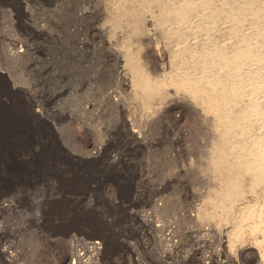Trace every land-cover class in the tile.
Masks as SVG:
<instances>
[{"label": "rangeland", "instance_id": "rangeland-1", "mask_svg": "<svg viewBox=\"0 0 264 264\" xmlns=\"http://www.w3.org/2000/svg\"><path fill=\"white\" fill-rule=\"evenodd\" d=\"M107 1L0 0V264H200L220 249L202 247L210 233L187 216L198 194L217 189L206 167L215 133L188 100L168 92L172 102L158 114L144 92L123 88L103 42L165 85L170 46L135 45L124 27L111 28L115 0ZM14 84L30 90L34 110L56 129L38 173L39 150L19 147L21 133L8 126ZM112 90L128 115L106 104ZM253 131L264 134V122ZM247 258L238 264H261Z\"/></svg>", "mask_w": 264, "mask_h": 264}, {"label": "bare ground", "instance_id": "bare-ground-1", "mask_svg": "<svg viewBox=\"0 0 264 264\" xmlns=\"http://www.w3.org/2000/svg\"><path fill=\"white\" fill-rule=\"evenodd\" d=\"M109 4L111 28L124 27L135 45L139 41L147 47L160 42L170 46L167 61L173 70L168 79L166 74L170 71L165 73V85L160 79L163 75H158L161 81L155 83L144 75L131 53L132 57L123 55L112 41L103 42L108 62L116 65L123 88L144 92L151 106H157L158 114L172 102L164 96L168 92L175 99L188 100L215 133L216 140L210 144L212 156L206 164L208 170L204 167L216 181L217 189L204 195L200 192L198 200L192 203L194 215H187L197 225V231L210 233V240L205 235L196 239L202 247L215 243L220 247L208 256L203 255L200 264H238L247 256H251L250 262L258 257L264 264V134L253 131L264 122V0H115L112 6ZM89 14L82 11L79 15ZM104 33L105 29L99 32L101 41ZM18 53L21 55L22 51ZM129 72L131 79L127 77ZM19 86L12 85L9 93L12 104L8 126L21 133L14 138L19 147L39 150L32 165L38 173L45 165L37 161H50V147L54 146L53 141L57 143L56 129L48 117L34 110L28 96L30 90ZM115 91L106 94V104L120 110L121 115H128L125 106L114 99ZM175 103L172 110L182 111L183 106ZM85 109L90 110L91 105H85ZM124 122L129 128L135 127L133 120ZM15 167L19 170L17 164ZM247 239L252 244L244 245Z\"/></svg>", "mask_w": 264, "mask_h": 264}]
</instances>
